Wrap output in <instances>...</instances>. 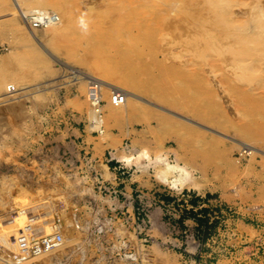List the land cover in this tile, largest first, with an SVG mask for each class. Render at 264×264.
Returning <instances> with one entry per match:
<instances>
[{
    "label": "rangeland",
    "instance_id": "rangeland-1",
    "mask_svg": "<svg viewBox=\"0 0 264 264\" xmlns=\"http://www.w3.org/2000/svg\"><path fill=\"white\" fill-rule=\"evenodd\" d=\"M16 1L0 0V264H264V28L233 29L264 22V0H61L38 38ZM78 72L143 99L93 128ZM55 218L62 244L31 254L22 231ZM235 219L254 228L241 244Z\"/></svg>",
    "mask_w": 264,
    "mask_h": 264
},
{
    "label": "bare ground",
    "instance_id": "bare-ground-1",
    "mask_svg": "<svg viewBox=\"0 0 264 264\" xmlns=\"http://www.w3.org/2000/svg\"><path fill=\"white\" fill-rule=\"evenodd\" d=\"M28 4H27V7H28V11H30V12H32V11H34V12H43V13H45V14H48V16H49V18H50V20H49V23L47 24V25H44V27H50V26H59V25H56V24H58L59 23V19H60V17L57 15V14H53V12H51V11H49V10H47V8H45L46 6H45V4L46 5H53V6H56V5H58V4H61V0H28V2H27ZM16 5L18 6V8L20 9V12H21V14L24 16V18L26 17V23H27V25H28V27H29V30L32 32V34H33V36L34 37H37L36 36V34L33 32V26H35L34 25V23H33V21H32V18H28L27 17V15H28V11L27 10H25V9H23L22 7H21V4H20V0L18 1H16ZM68 11V10H67ZM57 13V12H56ZM61 20V19H60ZM259 23H258V27L257 28H254V26H256V25H252V26H250V29L248 28V29H245V28H242L241 30H238V29H236V28H233L234 30H236V31H238V33H240V34H238V36H239V38L241 39V42L243 43V40H245V41H247L248 40V37H249V35L250 34H248V32L250 31V33L251 32H256V30L258 29H262V28H264V22H263V20L262 19H259V21H258ZM263 22V23H262ZM232 24V23H231ZM234 25H233V27H237V25L238 24H236V23H233ZM257 24V23H256ZM54 26V27H55ZM239 26V25H238ZM241 26V25H240ZM246 26V25H245ZM35 27H37V26H35ZM62 27V26H61ZM66 29L68 28V26H66L65 27ZM65 28H62V29H60V28H58V29H55V30H57V31H55L54 33L55 34H57V36L55 35L54 37H57L56 39H60L61 37L60 36H62V38H64L63 37V35H61L62 34V32L65 30ZM256 29V30H255ZM253 30V31H252ZM263 30V29H262ZM253 32V33H254ZM257 33V32H256ZM252 34V33H251ZM250 36H252V35H250ZM256 36V35H255ZM254 36V37H255ZM254 37L252 36V40H254ZM38 38V37H37ZM262 38V37H261ZM260 39V38H259ZM63 40H65V39H63ZM59 41V40H58ZM255 41V40H254ZM254 41H250V43H252V44H255V43H253ZM260 41V40H259ZM263 42V41H262ZM247 42H245V44L244 45H246V46H248V43L246 44ZM259 44V43H258ZM244 45L242 44V47H244ZM251 45V44H250ZM250 47V46H249ZM259 47V46H258ZM239 48H241V47H239ZM245 48V47H244ZM253 48V47H252ZM251 48V49H252ZM243 49V48H242ZM250 49V48H249ZM264 49V48H263ZM245 50V49H244ZM239 52V55L240 54H242V53H240V50L238 51ZM244 53H245V51H244ZM250 53V52H249ZM89 54V53H88ZM246 54V53H245ZM90 55V54H89ZM89 55H88V57H89ZM243 56H244V58L245 57H247V56H245L244 54H242ZM260 55V54H259ZM238 56V55H237ZM251 57V56H250ZM243 59V57L241 56L240 57V59ZM246 59H248V62H250L251 60H250V58L248 57V58H246ZM246 59H243V60H246ZM92 60H94V59H92ZM243 60L242 61H235V62H237V63H234L235 65L236 64H238L239 66H234V68L235 69H238V68H241V69H245V63H243ZM250 60V61H249ZM247 61V60H246ZM245 61V62H246ZM248 62H247V64H248ZM96 63V62H95ZM89 64H91V62L89 63ZM233 64V65H234ZM93 66H94V63L92 64ZM90 66V65H89ZM95 67V66H94ZM102 67V66H101ZM249 67V66H248ZM247 67V68H248ZM246 68V69H247ZM96 69V68H95ZM240 69V70H241ZM95 71V70H94ZM101 73V72H100ZM4 77V76H3ZM82 78H87L88 79V82H89V85H88V88H87V91H88V95L90 96V100L92 101V108H91V110L89 111L90 112V117L92 118V122H91V126L93 127V128H100L101 126H102V124L104 123V120H105V117H111V116H116V115H119L120 114V112H121V109H119V107H121V106H125V105H127V103H128V99L130 98V96H132V95H135V94H132V93H130L129 91H127V90H125L124 88H121V87H119V86H117V85H114L113 83H110V82H108V81H106V80H104V79H101V78H97V77H94L93 75L91 76L90 74L88 75V74H86V73H84V72H78L76 75H75V79H77V80H79V79H82ZM263 78V77H262ZM91 85H94L93 87H91ZM6 87H7V89L9 90V88H11L9 91H8V93L9 94H16L18 91H19V89L17 88V85L16 84H13V83H10L9 84V82H7L6 83ZM104 88H108V89H110L112 92H113V90H114V92L115 93H117V92H119L121 95H123L124 96V98H123V102H119V103H115V101L113 100V94L111 95V99L110 100H108V103H106L105 105L104 104H102V100L104 99V93H103V89ZM254 91V90H253ZM20 93V92H19ZM261 93V92H260ZM134 97H137V98H140V99H143L141 96H138L137 94L134 96ZM89 100V99H88ZM105 103V102H104ZM148 103V102H147ZM151 104V103H150ZM191 108V107H190ZM164 109V108H163ZM192 109V108H191ZM174 114V113H173ZM89 117V118H90ZM105 126V125H104ZM103 126V127H104ZM101 131V130H100ZM179 140V139H178ZM244 145H245V147H247V148H253V149H255L254 147H251V146H249L248 144H245L244 143ZM257 149V148H256ZM259 151H262V152H264L263 150H260V149H258ZM121 159V158H120ZM123 159H125V160H127V161H130L131 160V156L129 157V156H124V157H122V160ZM157 162H159L160 164H161V169H159V170H157V176L159 177V178H161V179H163L164 181H166L167 183H169L171 186H173V187H175V188H180V186H183L184 185V183H186L185 182V180L184 179H182V180H180V182H181V185H180V182H178L177 181V179H170L169 178V174L170 173H173L174 171H176V170H179V171H181V170H183V168L182 167H180V166H177V165H173V164H171V163H169V162H167V159H166V157H160L159 159H158V161ZM48 229V228H47ZM6 232V231H5ZM4 233V232H3ZM8 233V232H7ZM69 246V245H68ZM59 248V247H58ZM51 260V259H50Z\"/></svg>",
    "mask_w": 264,
    "mask_h": 264
},
{
    "label": "built area",
    "instance_id": "built-area-1",
    "mask_svg": "<svg viewBox=\"0 0 264 264\" xmlns=\"http://www.w3.org/2000/svg\"><path fill=\"white\" fill-rule=\"evenodd\" d=\"M32 19L35 26L47 25L50 20L48 14H45L43 12H37ZM93 86L94 85H91V87ZM10 89L11 88H9V90ZM123 98L124 96L119 92L114 93L113 95L115 103L123 102ZM46 226H48V229H44L46 230V232L40 236H35L31 233H27V228L22 231V233L25 234L21 239L24 240L23 244L25 245V249L31 251V254L35 253V255H40L41 253L52 251L62 244L63 225L61 220H59L58 218L48 220L46 222ZM32 227L30 229H32Z\"/></svg>",
    "mask_w": 264,
    "mask_h": 264
},
{
    "label": "crops",
    "instance_id": "crops-1",
    "mask_svg": "<svg viewBox=\"0 0 264 264\" xmlns=\"http://www.w3.org/2000/svg\"><path fill=\"white\" fill-rule=\"evenodd\" d=\"M74 131H75V136L76 137H81L82 136L84 143L89 144L90 147L92 146L91 148H95V143L91 141L92 138H93V135H92V133H90L88 131L87 128H85V129H74ZM207 188H205V189H207ZM189 222H190V220L187 221V224ZM231 224L235 227V231H236V234H237V237L234 238V239L237 240V242L240 243V244L244 243V242H246L248 240L249 236L251 235V233H252V231L254 229L252 226H250L246 222L242 221L241 219L232 220ZM192 244L194 245L193 242L190 243V245H192ZM231 258H232V256L231 257H224V258H221L220 261H223L226 264H232Z\"/></svg>",
    "mask_w": 264,
    "mask_h": 264
}]
</instances>
